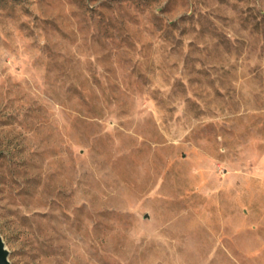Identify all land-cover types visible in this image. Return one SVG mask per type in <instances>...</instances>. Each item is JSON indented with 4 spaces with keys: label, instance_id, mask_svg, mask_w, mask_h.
I'll use <instances>...</instances> for the list:
<instances>
[{
    "label": "rangeland",
    "instance_id": "rangeland-1",
    "mask_svg": "<svg viewBox=\"0 0 264 264\" xmlns=\"http://www.w3.org/2000/svg\"><path fill=\"white\" fill-rule=\"evenodd\" d=\"M0 235L11 264H264V0H0Z\"/></svg>",
    "mask_w": 264,
    "mask_h": 264
},
{
    "label": "water",
    "instance_id": "water-1",
    "mask_svg": "<svg viewBox=\"0 0 264 264\" xmlns=\"http://www.w3.org/2000/svg\"><path fill=\"white\" fill-rule=\"evenodd\" d=\"M8 253L9 250L0 235V264H11L10 259H8Z\"/></svg>",
    "mask_w": 264,
    "mask_h": 264
},
{
    "label": "bare ground",
    "instance_id": "bare-ground-1",
    "mask_svg": "<svg viewBox=\"0 0 264 264\" xmlns=\"http://www.w3.org/2000/svg\"><path fill=\"white\" fill-rule=\"evenodd\" d=\"M250 5H248L247 9L249 8ZM248 15H249V11H247Z\"/></svg>",
    "mask_w": 264,
    "mask_h": 264
}]
</instances>
